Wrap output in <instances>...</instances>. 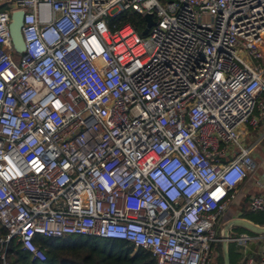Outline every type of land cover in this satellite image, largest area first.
<instances>
[{
  "label": "built area",
  "instance_id": "obj_1",
  "mask_svg": "<svg viewBox=\"0 0 264 264\" xmlns=\"http://www.w3.org/2000/svg\"><path fill=\"white\" fill-rule=\"evenodd\" d=\"M125 11L152 16L147 36L113 24ZM262 123L264 0H0L1 249L44 262L38 238L90 236L213 264ZM258 236L243 264H264Z\"/></svg>",
  "mask_w": 264,
  "mask_h": 264
},
{
  "label": "trees",
  "instance_id": "obj_2",
  "mask_svg": "<svg viewBox=\"0 0 264 264\" xmlns=\"http://www.w3.org/2000/svg\"><path fill=\"white\" fill-rule=\"evenodd\" d=\"M166 1V0H160ZM113 24L123 26L131 24L140 35L146 28V20L134 11H125L113 20ZM249 200L245 199L241 209L242 219H249L255 224L264 227V217L260 221L253 219L251 212L248 210ZM264 214V213H262ZM242 232L252 233L249 230L236 227ZM241 232V233H242ZM6 230L0 222V238L6 235ZM254 234V233H252ZM37 244L46 254V260L40 262L34 259L23 247L12 241L5 249L0 246V264H158L152 253L149 251L136 248L123 241H114L100 239L90 236H68L65 238H38ZM223 244H218V257L223 258ZM5 254V259L1 258ZM230 261L232 253L238 256L235 252L234 244L229 245Z\"/></svg>",
  "mask_w": 264,
  "mask_h": 264
},
{
  "label": "crops",
  "instance_id": "obj_3",
  "mask_svg": "<svg viewBox=\"0 0 264 264\" xmlns=\"http://www.w3.org/2000/svg\"><path fill=\"white\" fill-rule=\"evenodd\" d=\"M264 125V123H262ZM254 131H258L256 134V138L253 142H251L249 145H245L251 150V156L259 163L260 165V171L259 174L254 176L251 180L247 181L245 184H243L239 189V195L237 198L236 203L232 206L229 218L234 219H242L241 216V209L243 202L245 199L249 200L251 195L259 194L260 189L257 187V181L261 179L260 175L264 171V153H258L257 150L262 147L264 149V126L258 130L253 129ZM248 136L247 134L243 137L246 138ZM257 152V153H256ZM235 206V208H234ZM248 221H251L249 219H246ZM253 222V221H251ZM254 223V222H253ZM255 224V223H254ZM258 225V224H256ZM260 226V225H259ZM236 228V227H235ZM235 228L232 229L233 236L237 238L239 235H237V232ZM241 234H247L250 236V241L247 242V244H239L238 242H231L236 247L235 252L239 257H255L258 258V254L260 251V247L262 245V241L260 240L258 234L250 235L247 232H242ZM240 234V235H241Z\"/></svg>",
  "mask_w": 264,
  "mask_h": 264
},
{
  "label": "water",
  "instance_id": "obj_4",
  "mask_svg": "<svg viewBox=\"0 0 264 264\" xmlns=\"http://www.w3.org/2000/svg\"><path fill=\"white\" fill-rule=\"evenodd\" d=\"M23 12L19 11L16 12L13 16V23L10 26L11 34L13 42L18 50L24 49V41L21 33V28L23 24ZM147 23V27L143 31V36H147L149 33V30L152 26L155 25V22L151 15H146L144 17ZM235 227H242L254 234L263 235L264 234V227L254 224L251 221H248L246 219H232L226 226L223 236V258H224V264H231L230 261V253H229V245L231 243L230 240V230Z\"/></svg>",
  "mask_w": 264,
  "mask_h": 264
},
{
  "label": "rangeland",
  "instance_id": "obj_5",
  "mask_svg": "<svg viewBox=\"0 0 264 264\" xmlns=\"http://www.w3.org/2000/svg\"><path fill=\"white\" fill-rule=\"evenodd\" d=\"M22 55L23 53L22 52H18L17 53V59H18V63H19V60L22 58ZM264 125L261 124L258 128V130H260ZM246 129L248 130V136L246 138L243 139V142L245 145H249L251 142H253L256 138V134L258 131H254L251 127L249 126H246ZM258 153H264V149H262V147H260L258 150H257ZM256 152V153H257ZM235 208V206H234ZM253 216V219L256 220V221H260L261 219H263L264 217V214L262 213H253L252 214ZM236 232H237V235H240L242 230L238 229V228H235ZM250 235H254L252 233H248ZM236 249V247H235ZM231 260H232V264H243V261H242V257H239V256H235V254L232 253L231 255ZM213 264H223L222 263V260L217 257L215 258L214 260V263Z\"/></svg>",
  "mask_w": 264,
  "mask_h": 264
}]
</instances>
